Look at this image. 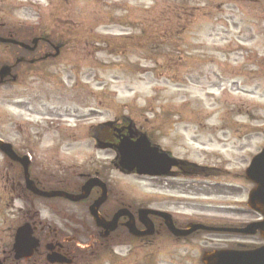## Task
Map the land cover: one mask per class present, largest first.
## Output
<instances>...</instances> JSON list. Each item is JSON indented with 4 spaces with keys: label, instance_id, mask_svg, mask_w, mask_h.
<instances>
[{
    "label": "rangeland",
    "instance_id": "obj_1",
    "mask_svg": "<svg viewBox=\"0 0 264 264\" xmlns=\"http://www.w3.org/2000/svg\"><path fill=\"white\" fill-rule=\"evenodd\" d=\"M168 7L194 9L195 15L175 33V47L157 56L145 50L140 33ZM0 24L68 42L55 64L24 83L0 86V140L28 149L36 161L50 154L79 172L100 170L135 207L183 221L217 212L239 218L225 204L247 197L251 185L242 172L264 146V0H0ZM175 49L179 57L170 59ZM2 54L0 66L7 59ZM122 118L174 157L230 174L206 181L120 173L111 164L114 153L97 149L86 130ZM65 128L77 139L60 148L58 134ZM58 146L63 153L56 156ZM7 163L0 153V186ZM20 208L17 201L0 205V233L18 225ZM37 208L43 219L55 215L47 206ZM215 235L175 242L160 234L153 248L122 245L107 258L98 250L90 264H200L206 248L225 245V236ZM93 239L80 242L93 250L100 243Z\"/></svg>",
    "mask_w": 264,
    "mask_h": 264
},
{
    "label": "flooded vegetation",
    "instance_id": "obj_2",
    "mask_svg": "<svg viewBox=\"0 0 264 264\" xmlns=\"http://www.w3.org/2000/svg\"><path fill=\"white\" fill-rule=\"evenodd\" d=\"M25 32L26 30L23 29H7L4 24H0V38H13L31 47L32 45L29 44L31 40L25 36ZM57 45L60 46L61 51L55 54ZM65 45L66 43L64 41L56 40L51 37L39 39L33 50L0 42V55L3 53L2 55L6 56L7 59L5 58L4 64L12 67L10 75L11 77L13 75L15 76L14 80L11 79V77L5 79L4 85L8 84V86H12L18 82L24 83L28 77L30 78L42 71V66L55 64L56 61L65 55V53L62 52ZM125 122L126 120H121V122L115 123L114 125H117V127L110 133H107L105 127L102 125H98L95 128L89 126L86 131V138L90 141L92 140L95 147L99 150H110L115 154L114 148L118 143V137L125 133ZM69 129L71 128L59 130L61 133L58 135L62 138L59 139L60 141L58 143H61L59 145L60 148L63 147L64 144H68L67 142L69 141L72 142L69 147L75 144L77 139L76 134L74 130L70 132L67 131ZM59 146L54 150L57 152V154H55L56 156H58V153H63ZM14 150L19 156H27L29 160V179L33 182L34 188L42 192H62L67 195L76 196L81 193L82 186L87 179L90 177H98L105 182L107 191L106 200L99 209V213L103 219L108 222L118 210L126 209L132 218L131 220L135 223V227L139 231L144 230V226L139 221L138 210L150 207L140 205L135 207L133 203L125 201L122 198L121 191L104 178V174L100 170L79 172L76 170L77 166L68 164V161L64 158L59 160L49 154L47 159L36 161L33 158V152L28 149L18 151L14 148ZM65 152H68V148L65 149ZM7 162V166L3 169V185L0 186V205H8L9 207L10 204L17 201L22 205V208L19 209L20 211L22 209V212H20L17 226L12 225L11 227H7L1 232L2 234L0 233V264H90L94 258L95 252L98 250H101L105 258H107V256L113 255L114 249L122 245H125L130 250L131 248L141 247L150 249L155 246L158 235L162 234L171 237L162 220L153 215L149 216L153 233L147 237L137 238L131 237L128 234L124 224L129 217H120L117 221L116 229L108 233V235H104V231L95 226L88 212L90 204L99 196L98 188H93L86 199L78 202H72L63 197H42L39 196L38 193L26 188L22 167L10 160H7ZM112 164L114 165L113 162ZM217 171L218 170L214 168L200 170L203 174L205 173V175L201 176L203 177L202 179L205 178L206 181L218 180ZM194 172L195 171L190 170L186 164H181L171 169L167 177L159 178L158 180H175L182 175ZM246 183L249 182L246 181ZM212 186L214 189H219L220 187L215 183H212ZM246 201L247 197L242 201L233 199L225 204L227 208L226 211L238 213L240 215L239 218L235 217L234 220H231V218H224L223 215H219L218 212L213 214L196 213L197 215L195 218H192V220L186 219L184 221L177 220L176 216L170 214L174 226L178 229L186 227L190 222L200 223L219 230L241 229L247 224L259 219L257 214L248 209ZM38 205L47 206L50 210L54 211V217L52 219L41 218L40 210L37 208ZM64 205L65 207H63ZM71 206L73 207L71 208ZM74 208L76 212H73ZM151 209L154 208L151 207ZM249 214H253L255 217H244ZM22 225H27L29 227L28 229L31 231V236L36 240V246L30 257L17 259L15 258V252L13 250L14 237L16 228ZM92 229L94 230V235H92ZM204 233L206 232L197 231L191 236L195 237ZM211 234H216L215 236H218V238L225 236V245H212L211 248H206L204 252L223 250L250 251L264 246V238L258 233L253 236L223 231ZM81 237H90L91 241L94 240L93 237H97L100 239V243L91 250L90 246H82L80 242ZM218 238L217 240H219ZM245 238L254 239V242L250 240L246 241L244 240ZM172 240L180 242L185 241L186 238L181 239L172 237ZM50 254H55L57 258H63L64 261H61V263H49L47 257Z\"/></svg>",
    "mask_w": 264,
    "mask_h": 264
},
{
    "label": "water",
    "instance_id": "obj_3",
    "mask_svg": "<svg viewBox=\"0 0 264 264\" xmlns=\"http://www.w3.org/2000/svg\"><path fill=\"white\" fill-rule=\"evenodd\" d=\"M38 40L39 38H34L32 41L33 46L30 48L12 38H0V42L19 45L22 48L29 50L34 49ZM56 52L58 53V49H56ZM11 68L12 67L7 65H3L0 68V85L3 84L5 82L4 79L10 75ZM14 78L15 77L12 76V79ZM116 149L119 154L118 167L127 173L135 172L138 175L162 176L166 175L169 169L178 163L167 153H160L156 147H152L145 135H140L135 138V135L130 130L127 136H123L119 139V144ZM0 152L23 166L26 187L34 191L35 189L31 186V181L28 180L27 158L18 157L12 150L11 145L2 140H0ZM246 178L255 184V187L249 193L248 205L254 212L261 215L262 220L249 224L244 229L231 231L246 235H254L256 232H259L260 235L264 237V149L252 159L249 168L246 170ZM95 186L99 187L101 192L100 196L89 206V214L96 227L103 230L104 235H108L109 232L116 228L118 219L128 213L126 210H120L116 212L113 218L108 222L99 215L98 210L106 200V188L104 183L99 181V179L93 178L86 181L82 187L81 194L78 196H70L62 192L39 193L38 191H35L43 197L63 196L71 201H80L88 197L91 189ZM149 214H154L163 218L165 226L175 237H186L199 229L208 230V228L198 224H189L187 228L183 230L176 229L168 215L152 210H140L138 215L146 230L144 232H138L133 220H131L132 218L130 217L125 223L128 232L133 236L151 234L152 229L147 218ZM27 228L28 227L24 225L17 230L15 235L14 250L15 257L18 259L28 257L31 254V250L36 246V241L30 237L31 232L28 231ZM47 259L50 263L60 261L55 254L49 255ZM201 261L202 264H264V248L248 252L221 251L206 253L202 256Z\"/></svg>",
    "mask_w": 264,
    "mask_h": 264
},
{
    "label": "trees",
    "instance_id": "obj_4",
    "mask_svg": "<svg viewBox=\"0 0 264 264\" xmlns=\"http://www.w3.org/2000/svg\"><path fill=\"white\" fill-rule=\"evenodd\" d=\"M189 11H180L170 9L169 7L163 12L159 11L160 14L157 19H153L145 27H142L140 37L145 38L146 45L150 52L155 53L157 56L162 55L164 49L169 45H173L171 40L174 38L175 33L187 27V23L190 18L194 17L195 10L188 9ZM151 25V26H150ZM143 35V36H142ZM143 41V42H144ZM127 45V44H126ZM172 53L170 59H177L179 57V51L170 50Z\"/></svg>",
    "mask_w": 264,
    "mask_h": 264
}]
</instances>
